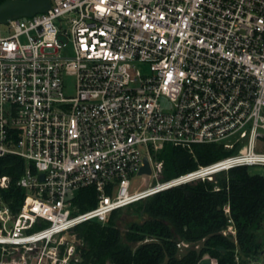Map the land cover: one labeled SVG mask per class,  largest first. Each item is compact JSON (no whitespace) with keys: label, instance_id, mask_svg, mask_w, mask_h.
Instances as JSON below:
<instances>
[{"label":"built area","instance_id":"1","mask_svg":"<svg viewBox=\"0 0 264 264\" xmlns=\"http://www.w3.org/2000/svg\"><path fill=\"white\" fill-rule=\"evenodd\" d=\"M50 1L0 36V158L26 161L19 211L0 195V264H73L74 247L63 252L60 242L75 227L233 168L264 167V0ZM232 138L243 142L237 154L160 178L165 146ZM145 158L156 182L131 191ZM89 187L98 205L75 212L72 197Z\"/></svg>","mask_w":264,"mask_h":264},{"label":"trees","instance_id":"2","mask_svg":"<svg viewBox=\"0 0 264 264\" xmlns=\"http://www.w3.org/2000/svg\"><path fill=\"white\" fill-rule=\"evenodd\" d=\"M261 139L264 141V137ZM232 154L219 144L167 145L158 159L164 162V180H170ZM25 168L26 161L20 157L0 158V179H11L9 189L0 188V195L14 213L25 198L17 185ZM72 202L79 212L91 210L98 205V191L94 187L82 189ZM134 206L147 219L132 223L125 236L116 223L123 209L113 211L106 223L87 222L71 230L69 233L77 234L83 243L77 250L79 260L72 263L198 264L211 257L217 264H244L237 261L238 252L249 257L263 251L255 232L264 222V176L252 175L248 167L164 191L127 208ZM231 225L236 230V241L225 235ZM124 238L140 245L133 249L124 244ZM200 242H204L201 250L178 257L181 243Z\"/></svg>","mask_w":264,"mask_h":264},{"label":"rangeland","instance_id":"3","mask_svg":"<svg viewBox=\"0 0 264 264\" xmlns=\"http://www.w3.org/2000/svg\"><path fill=\"white\" fill-rule=\"evenodd\" d=\"M65 29H67V28H65ZM8 34H9V29L7 28V25H1L0 26V36H6ZM22 42H26V39L23 38ZM62 53L68 54V53H70V50L69 49L63 50ZM135 70L138 71L141 75H148L150 73L149 72V66L146 64L138 63L136 65ZM67 83H68V87L66 89V93L68 95H73L74 94V88H73L74 79H72V78L68 79ZM160 103H161V106L164 110H170L171 104L168 100L162 98ZM225 145H228L230 147H226ZM242 145H243V142L241 140H238L236 138H232V139L227 140L223 146H224L225 151H227L229 153H233L232 155H235L241 149ZM161 152L162 151H160L156 155L158 161H160L158 159V155ZM257 152L258 153H264V142H259ZM161 162H163V161H161ZM163 164H164V162H163ZM249 172L252 175L264 176V167H250ZM217 175H219V174H217ZM217 175L213 176V178H211L209 180L215 179ZM160 178L164 179V168H163L162 174L160 175ZM130 179H131V191L143 190V189L149 187L151 184H154L156 182L154 178H149V177H147V175L139 176L137 174H134V175L130 176ZM75 196H76V194L72 197V199ZM73 209L75 212H79V209L74 204H73ZM146 219H147V217L143 215L140 208L138 206H134L132 208L123 209L119 218L117 219L116 223H117V226L119 227V229L122 231V233L125 236V234L128 230V227L132 223L143 222ZM225 235L231 237V239L236 241V230L233 227V225H231L227 229V231L225 232ZM255 236H256V241L258 243H260V245L263 248V251L259 255L249 256V257H245L243 254L238 252L239 254L237 257V261L239 263L243 262L244 264H264V255H263V252H264V222L261 226V229H259L258 231L255 232ZM123 242L125 245H129L133 249H137L138 246L140 245V244H131V243L127 242L125 238H124ZM60 243H61L60 249L63 252L65 251L66 247H69L71 245L74 247L73 257H71V258L68 257V258H69V263H71L74 260H75V262H77V260H79V254H78L77 250H78V248L83 246V243L78 238V235L68 233V234H66V236L63 237V240ZM203 246H204V242H200L198 244L181 243L179 245L180 251H179L178 257L179 258L183 257L186 253H188L191 250L199 251L203 248Z\"/></svg>","mask_w":264,"mask_h":264},{"label":"water","instance_id":"4","mask_svg":"<svg viewBox=\"0 0 264 264\" xmlns=\"http://www.w3.org/2000/svg\"><path fill=\"white\" fill-rule=\"evenodd\" d=\"M51 7L50 0H9L0 4V26L7 24L14 18L32 17L44 13ZM140 175H152V169L148 158L144 159V167ZM43 179V176L41 177ZM198 264H217V260L206 257Z\"/></svg>","mask_w":264,"mask_h":264}]
</instances>
